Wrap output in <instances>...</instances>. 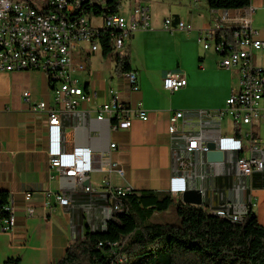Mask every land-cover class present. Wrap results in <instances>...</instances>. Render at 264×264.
<instances>
[{
    "label": "crops",
    "instance_id": "crops-1",
    "mask_svg": "<svg viewBox=\"0 0 264 264\" xmlns=\"http://www.w3.org/2000/svg\"><path fill=\"white\" fill-rule=\"evenodd\" d=\"M249 7L253 10L252 28L264 39V0H251ZM220 12L209 7V11L186 16L175 13L173 23L183 21L192 25L190 30H166L164 21L136 31L122 53L128 55L131 70L138 74V90L131 89L127 72L117 68L115 54L87 49L75 54L87 68L74 76L96 97L80 103L73 112L61 113L58 140L62 151L78 146L91 149L92 169L83 184L51 167L48 115L32 108L41 101L54 104L46 74L39 70L0 71V191L9 193L16 209L12 230H4L0 221V264L13 257H19L20 264H56L71 243L90 230L106 228L114 202L112 188L171 193L174 176L185 178L183 192L200 189L202 206L209 211L225 209L240 217L253 211L264 225V169L243 175L236 166L238 155L264 158V110L252 123L223 113L227 99L240 89V69L221 67L217 51L205 49L200 40L201 32L213 29ZM256 52L264 51H253L255 64L264 67ZM173 72L185 73L187 85L170 91L163 87V80ZM25 91L30 92L28 101ZM112 91L131 109L129 128L113 127L109 113L104 120L97 119L100 107L111 104ZM139 105L147 111V120L136 116ZM175 111L185 115L176 133H170L169 117ZM192 134L202 136V145L209 140L218 144L220 137H229L240 140L242 148L221 149L223 160L209 162L202 150H187L186 138ZM251 135L257 139L259 151L252 150ZM112 163L124 173L110 171ZM86 186L92 190L86 191ZM183 192L171 193L173 199L182 201ZM26 193H31L29 200ZM57 194L67 198L68 204H60Z\"/></svg>",
    "mask_w": 264,
    "mask_h": 264
},
{
    "label": "built area",
    "instance_id": "built-area-1",
    "mask_svg": "<svg viewBox=\"0 0 264 264\" xmlns=\"http://www.w3.org/2000/svg\"><path fill=\"white\" fill-rule=\"evenodd\" d=\"M126 1L128 0H122L119 12L104 15L93 11L101 0H0V71L39 70L46 74L54 92V104L41 101L32 108L34 111H45L48 115L51 167L80 184L87 180L92 169V151L82 146L74 147L70 152L62 151L58 140L61 113L73 112L80 103L92 102L96 97L94 91L79 85L74 76L75 72L87 68L85 62L76 60L75 54H82L86 49L89 52L103 51L105 45L110 46L114 54L122 53L127 41L136 31L149 28V8L131 6L126 15ZM237 10L239 11L235 15H231L230 10L222 9L213 29L205 34L201 32L200 40L205 49L213 47L217 51L221 67L240 69V89L227 99V108L223 113L231 114L235 120L252 123L260 118L264 110V67L255 64L253 60L254 50L264 51V39L259 38L257 31L252 28V8L248 6ZM164 28L190 30L192 25L180 20L173 23L172 19H166ZM96 30H103V38H96ZM212 32L218 36L214 38ZM127 79L132 90L139 89L136 71H128ZM186 85L187 77L182 72L170 73L163 80V87L170 91ZM112 93L111 104L105 103L100 107L97 119L104 120L105 113H109L113 119V127L129 128L133 122L131 109L119 102L115 91ZM23 96L28 101L30 92L25 91ZM184 115L183 111L171 113L170 133H176L177 124ZM136 116L142 120L148 119L147 111L140 105L136 109ZM186 139L188 151L207 150L206 145L201 144L200 134L188 135ZM251 139L252 150L259 151L257 139L252 135ZM218 145L225 150L239 151L242 148L240 140L229 137H220ZM114 146L112 143L111 147ZM236 166L240 174L250 175L264 169V158L238 155ZM112 170L124 173L116 163L110 165V171ZM170 188L172 194L185 191V178L174 176ZM85 190L91 191L92 188L86 186ZM132 191L129 186L111 189L114 202L110 218L123 211L122 197ZM30 198L31 193H26L25 199ZM56 199L62 205L68 204V199L61 194H57ZM5 210L8 216L0 218V221L4 222V230H12L16 223V209L10 202ZM28 212L32 214L33 209L29 208ZM214 212L235 220L241 218L230 215L225 209Z\"/></svg>",
    "mask_w": 264,
    "mask_h": 264
},
{
    "label": "trees",
    "instance_id": "trees-1",
    "mask_svg": "<svg viewBox=\"0 0 264 264\" xmlns=\"http://www.w3.org/2000/svg\"><path fill=\"white\" fill-rule=\"evenodd\" d=\"M211 9L237 10L251 0H207ZM103 3V4H101ZM95 13L114 14L122 0H101ZM103 37V36H102ZM103 53H113L104 46ZM120 72L131 70L125 53L114 55ZM123 211L104 230H90L71 243L56 264H264V225L253 211L235 220L202 205L175 201L170 192L135 191L122 197ZM9 193L0 191V218L7 217ZM174 204L179 223L153 222L152 216ZM19 257L4 264H20Z\"/></svg>",
    "mask_w": 264,
    "mask_h": 264
},
{
    "label": "rangeland",
    "instance_id": "rangeland-1",
    "mask_svg": "<svg viewBox=\"0 0 264 264\" xmlns=\"http://www.w3.org/2000/svg\"><path fill=\"white\" fill-rule=\"evenodd\" d=\"M133 6H146L149 8L151 26L157 23L162 25L166 19H171L175 13L186 16L191 12L209 11L208 1L199 0H128L124 3V13L129 14V8ZM114 55V53H111ZM257 61L264 66V52H256ZM151 220L161 223H179L176 205L172 204L168 210L156 212Z\"/></svg>",
    "mask_w": 264,
    "mask_h": 264
},
{
    "label": "water",
    "instance_id": "water-1",
    "mask_svg": "<svg viewBox=\"0 0 264 264\" xmlns=\"http://www.w3.org/2000/svg\"><path fill=\"white\" fill-rule=\"evenodd\" d=\"M205 156L209 162H220L224 158V152L215 141L206 142ZM88 184V182L86 183ZM182 201L188 204L202 205L204 202L202 191L198 188L189 189L182 194Z\"/></svg>",
    "mask_w": 264,
    "mask_h": 264
},
{
    "label": "bare ground",
    "instance_id": "bare-ground-1",
    "mask_svg": "<svg viewBox=\"0 0 264 264\" xmlns=\"http://www.w3.org/2000/svg\"><path fill=\"white\" fill-rule=\"evenodd\" d=\"M103 30H96V38H103Z\"/></svg>",
    "mask_w": 264,
    "mask_h": 264
}]
</instances>
